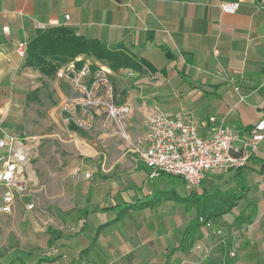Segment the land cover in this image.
Instances as JSON below:
<instances>
[{
  "label": "crops",
  "instance_id": "0c3cea01",
  "mask_svg": "<svg viewBox=\"0 0 264 264\" xmlns=\"http://www.w3.org/2000/svg\"><path fill=\"white\" fill-rule=\"evenodd\" d=\"M233 1L240 3L236 12L221 8ZM56 25L108 46L122 44L144 61L141 69L110 68L115 91L130 105L129 137L114 146L96 132L121 161L86 148L87 160L71 182L78 188L73 202L62 189L46 210L30 211L18 201L10 215L0 214V232L14 240L0 244V264H264V141L243 170L245 194L211 217L214 228L224 229L225 243L197 221V212L187 215L186 205L171 197L151 203L164 183L150 182L154 177L132 150L157 111L198 123L215 116L243 135L264 120V0H0V138L30 130L23 111L43 85L38 70L23 66L17 45ZM61 81L53 80L60 104L67 96Z\"/></svg>",
  "mask_w": 264,
  "mask_h": 264
},
{
  "label": "built area",
  "instance_id": "2783aa9c",
  "mask_svg": "<svg viewBox=\"0 0 264 264\" xmlns=\"http://www.w3.org/2000/svg\"><path fill=\"white\" fill-rule=\"evenodd\" d=\"M239 6L238 1L221 4V8L230 13L236 12ZM27 47V41L18 43L20 57L25 58ZM78 62L82 65L78 66ZM111 74L108 65L87 56H78L56 71V78L69 83L75 91L74 96L66 97L60 104L61 117L66 124L93 129L97 116H101L100 127L106 134L122 139L129 137L130 105L118 101ZM234 75L240 73L234 71ZM247 134L243 135L238 128L215 116L198 123L191 115L157 111L147 119L132 150L151 177L162 173L177 176L187 190H192L210 174L245 167L264 141V120ZM0 149V214L12 213L18 201H24L27 210H33L35 203L28 200L30 180L24 169L28 150L14 135L1 137ZM199 221L212 228V234L218 235L220 242H226L224 229L214 228L212 219L201 216Z\"/></svg>",
  "mask_w": 264,
  "mask_h": 264
},
{
  "label": "rangeland",
  "instance_id": "374dc122",
  "mask_svg": "<svg viewBox=\"0 0 264 264\" xmlns=\"http://www.w3.org/2000/svg\"><path fill=\"white\" fill-rule=\"evenodd\" d=\"M89 58L101 64L103 63L93 57ZM42 78L41 82H43V85L41 86L42 91L39 96L40 100L28 104L23 111L30 130L27 129L25 131L19 128L20 130H17L18 133L14 134L24 145L33 148V151L28 154L25 160L24 169L31 180L28 200L35 203L34 210L37 209L39 212H41L40 210H46L47 200H52V198L61 194L62 189H65L66 195H69L68 203L74 201V196L78 194V188L73 187L71 183L78 178L77 173H75V167L80 161L87 160V155H85L87 153L84 152L86 148H90V145L96 146L99 149L101 152L99 158L102 160L105 158L107 161H121V153L117 155L110 154L104 143L95 138L96 132H99L101 129V116H97L96 126L93 129H72L71 125L66 124L62 120V117L59 118V121L56 120V113L58 112L61 114V98L59 95H56L53 83V80L56 79V75L54 78H48L46 76ZM60 88L64 94L67 95L66 97L75 95V91H73L69 83L64 80L61 81ZM116 93L118 101L121 102L123 94L120 88L117 89ZM55 107H57V109H55ZM78 114L81 115L79 112ZM103 133L105 132L103 131ZM107 136L113 139L114 146H118L124 141L122 138L117 139L115 135V137L109 134H107ZM232 175V171L222 174H210L195 189L196 192L193 195H191L190 190L187 191V189H185L184 183L180 177H168L167 174L161 177H154L151 178L150 182L159 185V183L163 181L160 184L162 185L164 183V188L162 187L159 190L160 192L157 191L156 198L150 200L151 203L161 204L162 201V203H166L165 199L167 197H171L170 199L173 203L187 206V208H184L187 215L195 213L196 209L203 203L207 205L209 201L210 203L213 201L222 202L225 198H229V194H234L238 191L233 187L234 180ZM42 186H44V188ZM172 187L174 188V192L172 191ZM219 189L221 191H217ZM147 197L148 196H146V199L149 198ZM180 197L187 198V200H180ZM21 204H24V201H21ZM3 217L7 218L4 219L7 225L10 226L13 224L12 218L8 215H4ZM1 220L2 219H0V222ZM6 239L7 236L1 231L0 244H2V246L14 242L13 239L10 241ZM16 245L19 246V242L16 241ZM4 251L7 252V250Z\"/></svg>",
  "mask_w": 264,
  "mask_h": 264
},
{
  "label": "trees",
  "instance_id": "16d2710c",
  "mask_svg": "<svg viewBox=\"0 0 264 264\" xmlns=\"http://www.w3.org/2000/svg\"><path fill=\"white\" fill-rule=\"evenodd\" d=\"M164 51L166 56L171 57L168 50ZM80 55L93 57L102 61L113 71L120 70L121 68L141 69V63L144 62L142 59H137L133 54L128 52L122 44L108 46L102 40L81 35L71 27L56 25L46 28L42 33L28 41L27 53L24 58L23 66L32 67L38 70L43 76L54 78L56 71L61 66ZM77 65L81 66L82 62H78ZM148 65L151 66L150 64ZM41 91L42 88H37L31 92L34 101L40 100L39 96ZM71 128L79 129L74 124L71 125ZM252 128L253 127H250V130ZM245 167L231 170L233 172L232 177L236 181L235 188L238 191L234 194L228 193L229 198H225L222 202L213 201L210 203L209 201L207 205L203 203L196 209L197 221H199L201 216L211 219V217L226 212L236 205L238 199L244 195L248 189L246 178L243 173ZM164 174L165 173H162L160 176ZM170 176L171 175H168V177ZM217 191L221 190L219 189ZM190 192L191 195H193L196 191L192 189ZM183 200H187V198ZM192 228L195 229L196 225H193ZM52 241L53 237L50 239V243Z\"/></svg>",
  "mask_w": 264,
  "mask_h": 264
}]
</instances>
